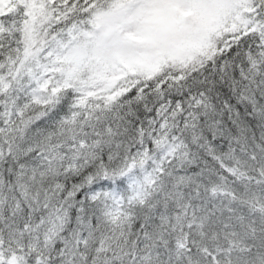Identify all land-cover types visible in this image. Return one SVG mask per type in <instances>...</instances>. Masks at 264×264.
Wrapping results in <instances>:
<instances>
[{
    "label": "snow or ice",
    "instance_id": "1",
    "mask_svg": "<svg viewBox=\"0 0 264 264\" xmlns=\"http://www.w3.org/2000/svg\"><path fill=\"white\" fill-rule=\"evenodd\" d=\"M0 264H264V0H0Z\"/></svg>",
    "mask_w": 264,
    "mask_h": 264
}]
</instances>
